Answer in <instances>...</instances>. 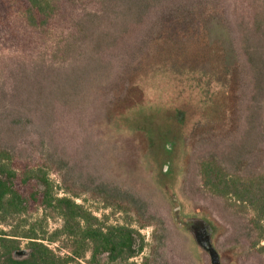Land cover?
<instances>
[{"label": "rangeland", "instance_id": "obj_1", "mask_svg": "<svg viewBox=\"0 0 264 264\" xmlns=\"http://www.w3.org/2000/svg\"><path fill=\"white\" fill-rule=\"evenodd\" d=\"M76 4L51 41L0 43V148L139 230L140 262L211 264L201 219L221 264H264L252 217L201 175L264 174L260 19L244 0Z\"/></svg>", "mask_w": 264, "mask_h": 264}, {"label": "trees", "instance_id": "obj_2", "mask_svg": "<svg viewBox=\"0 0 264 264\" xmlns=\"http://www.w3.org/2000/svg\"><path fill=\"white\" fill-rule=\"evenodd\" d=\"M79 1L0 0V43L51 41ZM244 1L264 26V0ZM201 175L213 194L252 217L264 241V174L228 175L212 160L202 162ZM64 188L51 178L47 161L25 162L0 148V264H148L138 260L147 246L139 230L109 224Z\"/></svg>", "mask_w": 264, "mask_h": 264}, {"label": "water", "instance_id": "obj_3", "mask_svg": "<svg viewBox=\"0 0 264 264\" xmlns=\"http://www.w3.org/2000/svg\"><path fill=\"white\" fill-rule=\"evenodd\" d=\"M196 244L203 249L210 257L211 264H221L219 254L213 247V239L209 224L201 219H193L192 224L188 227ZM26 252H21L19 255L24 256Z\"/></svg>", "mask_w": 264, "mask_h": 264}]
</instances>
